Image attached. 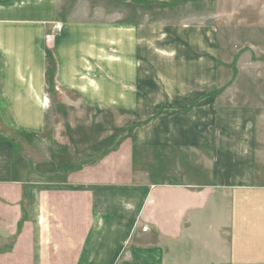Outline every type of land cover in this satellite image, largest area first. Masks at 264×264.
<instances>
[{
  "label": "crops",
  "instance_id": "0c3cea01",
  "mask_svg": "<svg viewBox=\"0 0 264 264\" xmlns=\"http://www.w3.org/2000/svg\"><path fill=\"white\" fill-rule=\"evenodd\" d=\"M141 1L0 0V187L41 189L25 263L45 264L57 245L69 264H167L168 255L174 264L189 245L199 264H264V95L255 104L247 84H232L237 98L222 104L216 37L203 33L195 50L189 30L181 38L165 27L168 51L156 21L139 19ZM191 77L207 79L182 83ZM63 95L76 107L128 110L120 156L124 173L142 179L64 193L25 181L31 154L15 138L42 135Z\"/></svg>",
  "mask_w": 264,
  "mask_h": 264
},
{
  "label": "rangeland",
  "instance_id": "374dc122",
  "mask_svg": "<svg viewBox=\"0 0 264 264\" xmlns=\"http://www.w3.org/2000/svg\"><path fill=\"white\" fill-rule=\"evenodd\" d=\"M140 3L139 19L142 23L148 18L156 21V37L167 42L162 47L168 51L169 37L175 41L173 36L178 33L177 36L186 38L182 34L183 30H189L186 40H189L195 50L197 43L202 40L201 36H204L203 33L211 40L216 37L219 59L217 79L221 85L218 100L222 104H231L237 98L236 93L230 90L232 84H247L253 97L250 98L251 101L255 104L261 102L264 95V0H142ZM169 26L176 29L173 36L164 32L165 27ZM207 44L208 42L204 44L205 47ZM146 45L144 47L148 52L149 47ZM162 47L158 46L159 53H164L160 50ZM143 63L148 65L146 61ZM206 79L207 77H191L183 78L181 82L192 85ZM148 80L143 77V81ZM151 82L154 84L153 79ZM52 99L54 102L47 112L46 127L42 135H19L15 138L16 148L31 154V168L23 176L25 181L39 185V182L45 180L51 186L56 184L53 187L55 191L60 187L64 193L65 190L88 181L103 179L129 182L142 179L141 173H124V159L120 156L121 149H128V136L132 131V125L128 122V110L124 113L111 109H85L80 104L76 107V101L69 95H63L64 102L54 97ZM125 160L133 167L131 158L126 156ZM34 187L30 196L26 195L24 184L0 187V264H28L25 263L24 254L29 240L26 234L29 229L35 228V222L27 220L28 214L37 215L40 211L37 202L41 189ZM45 207L49 210L46 214L51 213L50 205ZM61 212L68 213V205ZM50 218V227L59 228V220L54 216ZM24 228L25 235H21ZM167 245L169 254V243ZM56 246L50 245L47 254L51 259L45 264H69V260H62L64 254L55 251ZM179 251L175 258L177 263L174 264L200 263L195 252L194 256L191 255L189 245L179 248ZM208 256L212 258L209 253L204 257ZM204 262L206 261L201 264Z\"/></svg>",
  "mask_w": 264,
  "mask_h": 264
},
{
  "label": "built area",
  "instance_id": "2783aa9c",
  "mask_svg": "<svg viewBox=\"0 0 264 264\" xmlns=\"http://www.w3.org/2000/svg\"><path fill=\"white\" fill-rule=\"evenodd\" d=\"M54 28H55L56 30H58V29H59V25H56Z\"/></svg>",
  "mask_w": 264,
  "mask_h": 264
}]
</instances>
